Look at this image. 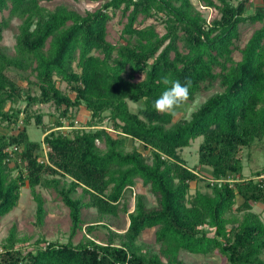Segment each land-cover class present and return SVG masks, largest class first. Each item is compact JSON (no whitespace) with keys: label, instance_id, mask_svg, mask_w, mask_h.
I'll return each instance as SVG.
<instances>
[{"label":"trees","instance_id":"trees-1","mask_svg":"<svg viewBox=\"0 0 264 264\" xmlns=\"http://www.w3.org/2000/svg\"><path fill=\"white\" fill-rule=\"evenodd\" d=\"M50 1L0 0V41L9 20L20 21L14 56L0 51V126L6 122L9 128L19 119L28 125L32 117L40 124L41 116L28 112L32 104H52L58 112L56 129H44L41 141L30 140L24 126L15 135L0 133V218L16 206L26 183L32 192L36 186L58 192L70 211L72 234L79 228L82 206L72 197L77 187L88 197L84 207L99 215L126 214L128 226L123 234L109 232L102 244L86 238L76 245L70 240L39 244L23 255L14 250L18 239L12 228L0 264H178L181 252L207 256L213 251L228 264H264V222L251 213L252 204L264 206V180L254 179L264 168L244 178L239 155L257 143L264 146V0L253 9L249 0L236 5L233 0H195L217 12L210 21L192 0H104L83 15L63 5L53 10L41 5ZM117 10L127 21L123 42L114 45L106 41V25ZM139 16H159L165 32L135 26ZM244 23L260 27L237 47ZM234 50L240 54L237 61ZM164 77L182 84L190 80L188 101L204 84L216 83L219 91L189 118L173 122V115L160 114L153 106L169 87ZM55 78L73 98L58 88ZM17 79L33 85L38 94L25 93ZM20 101L25 102L22 110L6 109ZM128 102L142 106L132 112ZM79 106L89 112V121L63 133L61 118L69 119V111ZM104 120L107 127L101 126ZM126 138L147 154L137 148L127 151ZM197 138L198 166L211 170L213 182L189 197L190 183L199 177L179 152ZM43 145L48 150L40 161ZM54 176L64 178L62 186ZM136 181L155 204L147 207L138 195L128 213L121 199ZM236 196L242 202L234 208ZM35 199L40 222L42 202L37 195ZM234 210L243 212L240 221ZM149 229H154L158 251L143 253L136 241Z\"/></svg>","mask_w":264,"mask_h":264},{"label":"rangeland","instance_id":"rangeland-1","mask_svg":"<svg viewBox=\"0 0 264 264\" xmlns=\"http://www.w3.org/2000/svg\"><path fill=\"white\" fill-rule=\"evenodd\" d=\"M238 1L239 0H233L232 3L236 5ZM103 3L104 0H52L50 2H43L41 5L48 10H53L55 7L63 5L68 9L74 10L80 15H83L86 11H95ZM192 3L199 9L206 21H210L212 18L217 17V12L215 10L199 6L195 0H192ZM249 3L251 4L252 9L261 6V0H249ZM246 8H248V5ZM110 15L111 19L106 25V41L114 45L122 43L123 39L121 38V31L126 24V16H122L121 11L119 10L114 13L111 12ZM19 24L20 21L16 17L11 18L6 29L3 31L2 40L0 41V51L10 57L15 54L14 45ZM134 25L138 27L152 25L159 34L165 32L164 24L161 22L159 16L147 19H143L142 16H139ZM259 27L260 25L258 23L241 24L238 29L239 38L235 45L237 47L243 46L254 30ZM232 58L234 61L240 59V54L237 50L233 51ZM28 79L30 81L34 80L33 76H28ZM18 83L23 91L30 96L38 94V91L33 85L27 87L25 81L19 80ZM56 84L62 92L67 93L71 98L74 97V94L68 91L63 82L57 81L56 79ZM217 91H219V87L216 83L211 86L204 84L196 93L193 100L188 101L181 108L177 109V114L173 116L172 121L176 122L180 119L189 118L193 111ZM22 95V99H25V94L22 93ZM141 106V104L128 102V107L132 112H135L137 107ZM8 107L19 108L22 110L25 107V102L20 101L16 104H8L6 109ZM28 112L33 116L34 114H39L41 116V123L36 124L34 117H32L28 125H23L21 119H19L16 125L7 128V123L4 122L0 126V133L15 135L18 130L24 126L26 135L30 140L41 141L44 136V129L46 133L56 129L55 126L56 120L58 119V112L52 104H32L29 107ZM20 117H23V114ZM87 121H89V112L86 111L83 106L72 108L69 111V119L61 118L63 125L61 131L69 135L73 131L72 129H82ZM70 124H72V126H69ZM101 126L107 127V121L104 120ZM200 142L201 138H197L194 141H191L188 147L183 148L179 152L185 166L188 169H191L193 173L199 177L198 181L190 183L189 197L194 195L196 190L206 191L204 187L205 183H211L212 181L211 170L205 166H198L197 150ZM97 145L102 148L101 144L97 143ZM124 146L127 151L132 148H137L143 155L147 154L137 141L130 138L125 139ZM42 147L43 149L39 153V159L40 161H45V151L47 147L45 145ZM239 155L243 167L242 176L244 178H250L255 171L264 168V146L261 143H257L251 149H242ZM16 160H18V157H16ZM21 166L22 164L20 167ZM13 173L15 174L16 172ZM54 178L59 181L60 186L63 185L64 178H60L59 176H54ZM231 178V176L228 177V179ZM36 195L42 202L43 215L40 222H38V219L36 218ZM138 195L142 197L147 207L154 206L155 202L147 189L144 188L139 181H136L131 189H128L123 193L121 199V204L126 205L128 213L133 211L135 199ZM72 197L80 200V203L82 204L79 212V228H76L73 234L70 211L62 202L61 196L58 192L53 187L43 188L40 186H36L32 192L30 187L25 183L19 190V199L16 206L8 214L0 218V255L3 250L2 246L5 244V240L12 228L14 229L15 239H18V242L14 244V250H20L22 255L28 251L34 250V247L39 244L41 247H44L47 243L66 244L70 240L73 245H76L85 238L93 240L97 244H102L107 240L109 232L114 235H119L123 234L127 229L128 217L126 214L118 213L116 217L99 215L94 208L84 207L83 205L87 203L88 197L82 194L81 188L79 187L75 189V193ZM241 202V198L236 196L234 208H236ZM251 207V213L259 216V219L264 222V206L262 204H252ZM232 215L240 221L243 212H236V210H234ZM232 224L234 223L232 222L228 224L226 228L229 229ZM87 227H91L90 232L86 230L88 229ZM211 233L212 232L209 231V235H212ZM114 242L118 243V240L115 238ZM136 246L143 253L157 252L158 246L154 242V229L143 231L136 241ZM262 258L264 259V253ZM178 264H228V261L225 256L217 251H213L207 256L192 255L181 252L179 254Z\"/></svg>","mask_w":264,"mask_h":264},{"label":"clouds","instance_id":"clouds-1","mask_svg":"<svg viewBox=\"0 0 264 264\" xmlns=\"http://www.w3.org/2000/svg\"><path fill=\"white\" fill-rule=\"evenodd\" d=\"M163 83L169 85L154 101V109L160 114L176 115L177 109L185 105L189 99L191 81L181 83L179 80L163 78Z\"/></svg>","mask_w":264,"mask_h":264},{"label":"built area","instance_id":"built-area-1","mask_svg":"<svg viewBox=\"0 0 264 264\" xmlns=\"http://www.w3.org/2000/svg\"><path fill=\"white\" fill-rule=\"evenodd\" d=\"M48 149L46 148V151H47ZM46 151H45V153H46ZM256 181H258V182H260V181H263L264 180V173L263 174H261V175H259V176H257V177H255L254 178Z\"/></svg>","mask_w":264,"mask_h":264}]
</instances>
